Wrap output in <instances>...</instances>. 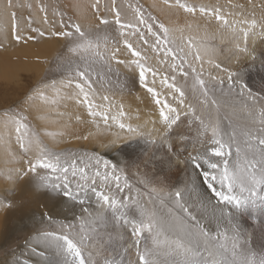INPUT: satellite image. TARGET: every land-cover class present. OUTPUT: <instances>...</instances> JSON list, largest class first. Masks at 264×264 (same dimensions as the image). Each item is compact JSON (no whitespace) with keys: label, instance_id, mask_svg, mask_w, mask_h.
Returning a JSON list of instances; mask_svg holds the SVG:
<instances>
[{"label":"rangeland","instance_id":"obj_1","mask_svg":"<svg viewBox=\"0 0 264 264\" xmlns=\"http://www.w3.org/2000/svg\"><path fill=\"white\" fill-rule=\"evenodd\" d=\"M81 1L82 3L79 4L78 2ZM245 1L249 4L253 2L251 4V10L256 8L259 13H257L258 11L252 12L251 10H246L243 6L239 5V8L241 9L240 14L246 13L247 16H249L248 18L242 17L241 20L237 15V18L231 20L230 26L229 23L225 24L223 20H217V25L218 27L220 26L219 29L223 32L226 31L228 34L233 32V35L235 36L238 32L239 34H237L238 36H235V39H241V42H243L241 47L243 48L246 46L247 49L248 45L247 43L245 45L244 36L241 34V31L243 29V33L248 32L247 42L253 40V43L251 42L252 45L257 43V46L260 48L256 47L258 50L256 53L260 56L259 58L264 61V13L262 12V10L264 11V6L261 5L264 1ZM180 3L188 6H195L197 10L195 13H189L185 11L184 8H181L176 3V0H167V2L166 0H11L10 7L8 6V0H0V60L1 62L4 60V63L6 59L9 60V63L7 61V64H5L7 66V71L6 69H3V64L0 62L2 65H0L1 169L3 170V167L5 168L3 162H8L12 165L15 164V166H17L16 170L26 168L27 165L25 161L28 156L34 157L37 152V148L33 145L27 156H25L19 143H17L15 126L9 124L5 127L3 113L11 110L26 116V123L29 125L30 134L35 133L43 145L48 149L61 154L62 159L68 154L74 153L78 166H83L80 164V160H83L85 164L90 165L87 169L89 176L94 177L95 172L99 170L101 177H95V187L98 191H102L105 195H108L110 198L117 201L118 210L115 211V216L123 215L124 218L128 220H138L140 210L148 209L150 211H155L157 216L161 219L167 220L168 208L174 207V205L172 204L171 198L166 194L174 193L179 189L182 191L184 199L185 197H192L194 199V197L197 196L195 183H198L199 186L203 187L204 190L214 198L213 201L217 203L218 198L213 196L211 190L207 188V185L203 182L202 178H196L195 183H193L191 167L180 161L184 160L189 152L195 154L197 151L203 152L206 148L214 146L210 143L212 138L211 126L217 123L224 139H227L228 135L233 131L236 132L237 141L232 144L231 147L232 156L229 157L230 163L234 164L236 161L237 146L241 149V161H243L245 155H247L249 160L252 159L251 153L248 152L245 145L246 138L241 133L244 129H255L260 127L258 112L260 109L264 108V102L258 103L254 107L252 106L251 101L247 102L249 108L253 111V116L250 117L248 114L249 109H245L243 106L245 102L244 98L240 97L238 93L241 86L244 85L246 86V90H250L258 100L261 97H264V69H262L261 73L263 76L255 72L247 74L244 72L245 75H242L238 69L227 67L221 60H209L203 56L206 55L204 54L206 52L205 45H208V42L205 39L202 41L201 38L203 37L196 35L195 30L198 28L199 22L194 21L188 24H185V22L187 18L194 17L193 19H197V17H205L208 26L212 17L215 19V16L207 11L201 13L199 8L200 6H203L206 9H213V6H210V2H203V0H180ZM220 4L224 9H222V12L226 14L230 13L231 6H235V3L228 2ZM257 4L260 5V7ZM77 7H79L78 10H76ZM136 7L143 9L145 20L147 23L153 24L154 32L158 31L157 24L163 23L170 30L169 36L174 43L168 45L161 44L159 46L160 50L157 52L154 51L152 47L155 44L156 37L147 33L146 24H138L137 27L141 32L145 33V39L148 41L147 44H145L144 41L139 40L138 36L131 35L132 29L120 28L115 24L117 11L120 13V19L122 22L136 24V13L134 11ZM80 8H85L86 10L81 11ZM172 8L175 9V11H173ZM12 12L15 13L14 20L10 15ZM149 16L155 17V20H149ZM224 17H226L224 19L228 21L227 15H224ZM101 18L109 20L110 23L108 25L101 24ZM233 20H235L236 23H234ZM253 21H255V24L252 23ZM238 22L241 23L239 24ZM73 23L80 24L82 30L86 32H93L94 34H92L91 38L94 42L99 44V48L94 49L91 53L84 52L83 54L75 55L69 53L65 37L52 35V33L73 30L71 28ZM13 24L17 26V31L23 39L19 41L15 39V34L13 33L12 28ZM88 26L95 27V29L92 30V28H88ZM190 27L192 28V31L189 30ZM121 32H123L124 35H121ZM40 33H43V35H40ZM29 36L33 37V39H27ZM99 37L101 38L98 39ZM249 38L250 40H248ZM61 39H63V41ZM50 40H54L52 44L53 53L51 54L53 57L51 59L48 58V54L43 53L42 51L44 46L42 43H52ZM60 40L64 43L60 42ZM125 41L132 44L131 50L126 47ZM61 43L65 47H62ZM189 44L192 45L191 48L189 47ZM26 47L28 48V51ZM165 48H172L177 58L173 60L171 54L166 56L164 51ZM181 49H183V51H181ZM133 50L140 52V57L134 56L132 54ZM96 52H99L100 55L97 56ZM197 52H199V55L201 56L200 60L195 59ZM24 54H26V56ZM42 55L45 56L42 58ZM252 56L254 55L252 54ZM91 57H94L92 61H90L92 59ZM180 57H185L188 61V63L183 64L184 71L188 72L187 77L183 76L179 71H174L172 68L173 63L177 66L181 64ZM27 58H30L29 60H33L34 62L26 63L28 62ZM35 61H37L36 65L39 63L41 65L43 64V72L40 74L41 81L34 76L37 75V70L33 67ZM69 61H71V66L69 65ZM133 61H139L146 69H152V72H145L144 84H141L139 79L140 69L135 63H133ZM106 62L107 64L104 66L103 64ZM189 64L196 69L197 73H202L201 79L205 81V87L208 89L209 93V103L207 107L201 103V100L204 99L201 92L199 90L193 92L192 84L194 74L191 72ZM217 64L220 65V67H216ZM117 67V70L119 71H116ZM262 67L264 68V62ZM77 68L86 73L83 80L76 76ZM111 72L113 77L111 76ZM113 72L115 73L113 74ZM153 72H155L156 75H153ZM230 72L238 74L233 75L232 81H229L228 78ZM1 73L5 75H1ZM16 73L17 75H15ZM20 76L21 79L19 78ZM31 76H34L36 79ZM173 76L176 77L175 81L172 80ZM165 77H167L168 83H175L177 87H180L183 90L184 97L181 98L179 93H176L173 89L169 88L167 84L162 83ZM54 80H57V82ZM69 80L72 81L71 84L68 83ZM220 81H223V84H221ZM53 82H55L54 85ZM18 83L21 85L26 84L27 92L20 88H13L15 85H18ZM77 83L84 84L85 91L88 93V103L83 102L84 97L76 87ZM230 84L232 87L229 86ZM50 86L52 89L55 87V92ZM149 87L155 90L157 93L156 97H153V94L147 91V88ZM36 89H39L43 95H35L34 98L33 92ZM137 92H141L147 100L142 96L136 97ZM56 94L60 97L61 103H56ZM28 96H31L32 98L29 99ZM65 96L67 98H65ZM27 97L29 107L26 103L23 104V101H26ZM105 97H107V99H105ZM41 98L43 103L40 101ZM156 99L161 100L160 105L155 103ZM181 99H183V104H180ZM211 99L216 100L218 107L211 104ZM153 102L154 107L151 105ZM164 102H167L171 107L176 108L179 113L180 118L178 125L173 126L171 129L165 127V123L160 117V108L163 106ZM89 103L92 105V111L98 113L96 116L89 114ZM34 104H38L41 108L48 107L49 105V111L51 113L49 111L45 113L47 115L49 114V117L47 116L48 118L52 119L59 117V119H63L64 122V119H66L67 122L69 120L71 122L80 120L78 121L79 127L82 123L84 126L86 121L90 123L91 126L94 124L95 127H98L96 128L97 131L100 129L98 133H110L111 127L114 128V125L118 132L124 131V129L118 127L119 123L126 125L125 130L127 129V126H131L136 129V132L131 133L126 130L125 133L129 134V138L125 142H119L115 147L116 149L113 148L115 151L112 150L111 152L109 151L110 146H112L111 142H103L102 144H105L106 146L102 145L104 146L102 150L96 149L95 147L74 144L73 140L80 141V134L78 135L79 137L75 135V139H72V137L65 138L61 136V133L63 132L49 131L48 133L50 134V137L52 135L55 139L52 137L46 139L44 137L45 132L41 131V128H38L35 124L33 115H31L32 113L28 112L30 105ZM143 104H145V106H148L149 104L151 105H149V109L150 107L152 108L149 110L150 114L147 113L148 111L143 112L147 116H141ZM189 105L195 110V114H193L192 111H189ZM126 106L131 108H127ZM67 108H70V114H68L69 111H67ZM165 112L170 117L175 116V113H168L167 109H165ZM104 116H107L108 118L107 123H105ZM196 116H199L200 120H197L195 118ZM254 118L256 119V123H253ZM201 120L204 121L203 125L201 124ZM69 123L70 122H68V124ZM205 126H208L207 131H205ZM80 128H82V126ZM169 132L171 134H169ZM85 133L88 135V132ZM253 143L256 142L253 141ZM170 145L173 146L171 150H169ZM112 153H115V155H112ZM97 159H100L99 165L96 164ZM214 159L219 160L220 158ZM104 160L109 161V166L107 168L104 167ZM112 165H115V173L112 171ZM256 167H260L259 163H257ZM105 173L109 174V178L106 181L102 179ZM113 175L118 176L119 180L117 181L113 179ZM76 179H79V174ZM6 180L7 179L0 174V199H4L5 197L10 200L15 199L11 198L12 195L5 191L6 188L10 189L13 186L10 181ZM69 180H73L71 173H69ZM117 183L120 185L119 189L116 187ZM7 184H12V186H7ZM214 186L217 190L227 192L226 188L220 189L219 184H214ZM92 187L93 185H91L89 181L88 187L80 193V198L84 200L85 208L89 207L93 210V214L89 216L92 217L91 222L88 218V215L91 212H88V215L84 216V218H88L85 220L74 215V213H71L69 214L72 217L71 220L67 218L60 222L55 221V218L50 215L53 218L52 223H41V218L40 221H38L40 231H51L53 228L61 230V225H68L69 223L75 225L76 231H80L81 229L77 227H95L94 230H96L98 229L97 227L102 225L106 220L108 222L107 227L115 229L118 238L110 239L107 236H104L101 239H89L85 236V242L88 244H103V242L109 244L106 248H99V253L94 254L95 257L94 255L91 257V262L93 264H138V252L142 253L145 248L153 247L154 233H149L145 230L139 237L132 235L130 226H123L122 220L118 222L114 218V209L107 204H103L102 201H98L97 197L91 191ZM153 189L156 191H153ZM24 191L27 192L26 189ZM233 194L242 196L248 195L246 192L241 194L239 189L234 190ZM261 195H264V192H261ZM29 196H31V193L27 192V195L24 197ZM162 199L164 201L163 204L161 203ZM15 200L20 202V199ZM183 202L186 203L185 200ZM186 204L191 205L190 203ZM221 204L223 205V203ZM224 205L233 208V205ZM189 210L192 211L191 208ZM234 210L237 211L236 209ZM4 211L5 210H0V214L2 215ZM249 211L251 212V215H249ZM249 211L244 212L241 216L245 217L246 221L261 226H257L259 235L258 241L254 240V242L248 244V246H245L242 239H239L238 242L246 248L249 253L255 254L254 258L258 264L259 260L264 257V207H261L259 201H257V204L254 207L250 206ZM30 212L38 214L39 217H42V214L45 212L50 214L49 210L43 207V204H37L33 208H30ZM226 212L228 213V210H226ZM38 215L36 216V219ZM96 217H103L105 219L103 222L96 221L93 219ZM88 220L92 224L87 223ZM205 229L208 230L207 228ZM52 231L54 232V230ZM208 231L213 236L224 234V231H219V229ZM225 233H227L229 237L233 236L229 232ZM106 234L110 235V232L106 231ZM15 236L17 235H14L11 240L12 242L9 243L11 246L6 245L5 247H0V264H4L7 261L6 259L11 256V253H14L17 255L16 258H19L21 254L19 246L21 244H26V237L30 235H24L21 238L14 239ZM165 236H167L169 240L175 239L174 235L165 231V233L160 236L162 242L164 241ZM240 236L245 238L241 231ZM120 240V244L116 243ZM228 243L230 246L231 241ZM83 251L85 255V250L83 249ZM56 256L58 257V254H56ZM56 256L54 258H52L53 256H48L51 260V264H63V260L60 261L56 259ZM85 256L86 258H89V255ZM157 259L160 264H173V261H179L181 257L161 254ZM23 262H27L26 264H36L35 262L31 263L29 259H25Z\"/></svg>","mask_w":264,"mask_h":264},{"label":"snow or ice","instance_id":"obj_2","mask_svg":"<svg viewBox=\"0 0 264 264\" xmlns=\"http://www.w3.org/2000/svg\"><path fill=\"white\" fill-rule=\"evenodd\" d=\"M167 2V0H166ZM176 3L184 8L185 11L189 13H195V6H188L186 4H181L180 0H176ZM8 6H11V0H8ZM95 7V5H94ZM136 13V24L131 22L124 23L120 19L119 11L116 12L115 24L120 28H130L132 29L131 35L138 36L139 40L144 41L145 44L148 41L145 39V33L141 32L137 25L147 26V33L153 37H156L155 44L152 46L154 51L159 52L160 45H168L174 43L170 39V30L163 24H157V32L153 31V24L147 23L143 15V9L136 7L134 9ZM199 11L201 13L209 12L215 16L216 20H223L225 24L228 23L220 14V9H206L200 6ZM13 20L15 19V13H10ZM46 19V17H45ZM149 20H155V17H148ZM100 23L103 25H108L110 23L107 19H100ZM255 24V21L252 22ZM13 33L15 34L16 40H21L23 37L18 33L17 26L13 24ZM73 30L53 32L52 35L65 37L68 48V52L75 54H83L84 52L91 53L94 49L99 48V44L94 42L91 38L92 34L82 30V27L78 23H73L71 25ZM162 34V35H161ZM43 35V33H40ZM121 35H124L121 32ZM245 45L247 43L248 32L243 33ZM27 39H33L29 36ZM126 47L132 49V44L125 41ZM191 48L192 45L189 44ZM237 49L241 52H246L247 47L241 48L239 44L236 45ZM165 55H172L173 60L177 57L172 48H165ZM183 51V49H181ZM132 54L134 56L140 57V52L133 50ZM99 56L100 53L96 52ZM181 64L177 66L175 63L172 64L174 71H179L183 76L187 77L188 72L184 71L183 64L188 63L185 57H180ZM196 60H200L201 56L197 52L195 56ZM140 69L139 79L141 84L145 81V72H152L151 68H145L144 65L140 64L139 61H133ZM71 66V61H69ZM220 67V65H216ZM189 68L193 75V92L199 90L204 97L201 103L207 107L209 103V93L208 89L205 87V81L201 79L202 73H197L196 69L189 64ZM86 73L77 68L76 76L81 78L85 77ZM153 75H156L153 72ZM233 75H238L234 73H229V81H232ZM176 77L173 76L172 80L175 81ZM72 83L71 80L68 82ZM162 83L167 84V86L173 89L179 96L184 97V92L180 87H177L175 83H168L167 77H165ZM223 84V81H220ZM55 82H53V85ZM232 87V85H229ZM76 87L83 94V102L88 103V93L85 91L83 83H77ZM146 87V85H145ZM149 93L153 94V97L157 96V93L153 88H147ZM33 95H43L39 89L34 90ZM238 95L244 98V108L249 109V116H253V111L249 108L248 101L252 102L254 107L256 104L264 102V97L259 100L253 95L250 90H246V86L242 85ZM32 97L30 96L29 99ZM107 99V97H105ZM155 103L157 105L161 104L160 99H156ZM180 104H183V99L180 100ZM211 104L218 107L215 99H211ZM89 114L96 116L98 113L92 111V105L89 103ZM165 109L168 113H175V116L170 117L166 114ZM189 111L195 114V110L189 105ZM122 114V113H121ZM4 124L7 127L9 124L15 126V132L17 134V143H19L20 148L23 150V154L27 156L29 151L32 149L33 145L37 148L36 155L28 156L25 163L26 168L17 169L14 176L9 175L7 179L13 184L11 189H5L13 197H15L18 189L21 191V203H17L15 199H0V210H13L15 208L23 207V198L30 192L32 195L42 194L48 196L50 199L59 198L65 203L71 201L73 204H84V200L80 198V193L86 189L89 185V181L93 187L91 191L97 197L98 201H102L103 204H107L109 207L114 209V218L119 222L123 221V226H130L131 234L139 237L145 230L149 233H154L153 247L145 248V250L140 253L138 252V264H160L157 257L161 254L164 255H175L181 257L179 261H173V264H257L255 260V254L249 253L242 245L239 244V226H236V234L229 237L227 233L213 236L208 230H206L201 221L194 215L189 209L191 205L186 204L184 197L182 196V191L177 189L174 193H167L166 195L171 198L174 207L168 208V219L163 220L157 216L155 211H150L148 209H141L139 214V219L128 220L124 218L123 215L115 216V211L117 209V201L105 195L102 191H98L95 187L96 179L95 177H101V173L97 170L93 176H89L87 169L90 165L85 164L83 160H80V164L83 166H78L75 154H68L64 159H62L61 154L56 153L48 149L45 145L41 143L39 137L35 133L30 134L29 125L26 123L27 117L16 113L14 111H5L3 113ZM160 117L165 123L167 129L177 126L179 122V113L176 108L171 107L167 102L163 103L160 108ZM259 117V128H248L242 130V135L246 138L245 145L249 153H251L252 159L249 160L247 155H245L243 161H241V149L239 146L236 147V161L235 163H230L229 157L232 156L231 147L232 144L236 143L237 136L236 132L233 131L228 135L227 139H224L221 135V131L218 123L211 126L212 138L210 143L214 145L213 147L206 148L205 151H197L195 154L189 152L188 155L181 160V163H185L192 169V180L195 183L196 178H202L203 182L207 185V188L211 190L214 197H217V205L223 203L226 205H233L240 214L249 211L250 206L254 207L259 201L261 207H264V108L260 109L258 112ZM200 120L199 116L195 117ZM107 116H104L105 123H107ZM253 123H256V119H253ZM201 124L204 121L201 120ZM120 129H125L126 125L119 124ZM208 130V126H205V131ZM127 131L136 132V129L131 126H127ZM169 134H171L169 132ZM255 141L256 143H253ZM115 143V141H113ZM172 145L169 146V150L172 149ZM258 157V160H257ZM214 158H220L215 160ZM259 163L260 167L257 168L256 165ZM96 164H100V159L96 160ZM104 167L109 166V161H103ZM115 165H112V171L115 173ZM69 173L73 180H69ZM54 174V175H51ZM79 174V179L77 175ZM109 174L105 173L102 177L103 180H108ZM113 179L119 180L118 176H112ZM62 181V182H61ZM23 184V189L20 188ZM214 184H219L220 189H227V192L223 190H217ZM119 189V183L116 184ZM27 190L25 192L24 190ZM239 189V192L248 193L247 196L233 194L234 190ZM259 189V191H258ZM153 191H156L153 189ZM159 195V194H158ZM163 204V199L161 200ZM200 207H206V204L201 200ZM82 212L88 213L87 208H82ZM221 217L225 215L223 209L220 212ZM228 221L231 223L235 217L231 212L228 214ZM249 215L251 212L249 211ZM91 216V213H89ZM96 221H103L105 218L96 217L93 218ZM41 223L48 222L52 223L53 218L47 213H43L41 217ZM62 231L59 233L53 231H37L32 240L35 244L31 247V251L39 256H45V251L40 247L42 244L47 248H52L56 251L59 256H62L63 264H91V261L84 255L85 247V237L74 234L75 225H61ZM165 231L171 233L175 236V239L169 240L165 236L164 241L160 240V236L165 233ZM229 241L231 244L229 246ZM16 264H20L19 261ZM44 264H51V262L45 260ZM258 264H264V257H262Z\"/></svg>","mask_w":264,"mask_h":264},{"label":"bare ground","instance_id":"obj_3","mask_svg":"<svg viewBox=\"0 0 264 264\" xmlns=\"http://www.w3.org/2000/svg\"><path fill=\"white\" fill-rule=\"evenodd\" d=\"M66 1V0H65ZM74 1V0H73ZM255 1H258V0H255ZM264 1V0H263ZM262 1V2H263ZM69 2V1H68ZM77 2V1H76ZM75 2V3H76ZM87 2V1H86ZM203 2H210V6L212 7L213 6V9L215 8H218L220 9V12L219 14L223 17V18H226L224 17V15L228 17V23H229V26L231 24V20L233 18H239L242 20V17H246L248 18L249 16H247L246 13H242L240 14V8H239V5L240 6H243L246 10H251L252 6L251 4H249L248 2H246L245 0H203ZM223 2H228V3H235V6H231L230 7V15L229 14H226L224 12H222V6H220L221 4L220 3H223ZM250 2V1H249ZM79 4L82 3L81 2H78ZM256 3V2H255ZM258 3V2H257ZM259 4V3H258ZM257 4V5H258ZM83 5V4H81ZM80 5V7H81ZM203 5V4H202ZM229 5V4H228ZM256 5V6H257ZM262 6H264V2L263 4L261 3ZM75 6V5H74ZM78 6V5H76ZM260 7V5H258ZM79 7L76 8V10H78ZM81 9V8H80ZM260 9V8H258ZM262 9V7H261ZM83 10H86L85 8L84 9H81V11ZM173 11H175V9L172 8ZM224 10V9H223ZM90 11V10H88ZM179 11V10H178ZM252 12L254 11H258L256 8H254V10H251ZM227 12V11H226ZM246 12V11H245ZM262 12L264 13V11L262 10ZM85 13V12H84ZM248 13V12H247ZM251 13V12H250ZM259 13V11L257 12ZM253 14V13H252ZM229 15V16H228ZM238 15V16H237ZM251 15V14H250ZM260 15V14H259ZM196 16V15H195ZM237 16V17H236ZM193 17V16H192ZM92 18V17H91ZM194 18V17H193ZM193 18H187L185 24H188V23H192V22H196L198 21L199 22V25H198V28H196L195 32H196V35L198 36H201L203 38H201V40L203 41V39H205L207 42H208V45H205V49H206V52L204 54L206 55H203L205 56L207 59H211V60H214V59H218V60H221L224 62V65H226L227 67H233V68H236L240 71V73L243 75L244 72L247 74V73H250V72H255V73H258L260 75H262V69H264L262 67L263 65V62L262 59H260L259 55H257V48H260L259 46H257V43H254L255 45H252L251 42L253 43V40H250V38L248 40H250L249 42H247V45H248V49L246 52L244 53H241V51H239L237 48H236V45L239 44L240 47L241 45L243 44V42H241V39L240 40H237L235 39V36H238L237 34H239L237 32V34L234 36L233 32H230L229 34L225 31L223 32L221 29H219L218 25H217V20L212 19L210 20V24L207 26L206 24V19L205 17H197V19H193ZM87 20V19H85ZM237 20V19H235ZM234 21V23H236ZM239 23V22H238ZM241 23V22H240ZM239 23V24H240ZM252 24V23H251ZM50 25V23H49ZM197 25V24H196ZM242 25V24H241ZM86 26V25H85ZM194 26V25H193ZM238 26V25H237ZM103 27V26H102ZM232 27V25H231ZM242 27V26H241ZM86 28V27H85ZM88 28H92L95 29V27H90L88 26ZM97 28V27H96ZM101 28V27H100ZM51 29V28H50ZM109 29V28H108ZM48 30V29H47ZM112 30V29H111ZM190 31H192V28L190 27L189 29ZM260 31V30H259ZM89 32V31H88ZM243 34V29L241 31ZM37 33V32H36ZM91 34H94L93 32H90ZM97 36V35H96ZM95 36V37H96ZM240 36V35H239ZM101 37H99L98 39H100ZM259 38V37H258ZM200 39V38H199ZM197 39V40H199ZM252 39V38H251ZM254 39V38H253ZM63 41V39H61ZM60 40V42H62ZM196 40V39H195ZM56 41V40H55ZM59 41V40H58ZM49 42V41H47ZM50 42L52 43H42L44 46L42 48V51L43 53H46L48 54V58H52L53 56L51 55L53 53V42L54 40H50ZM64 42H65V39H64ZM62 42V43H64ZM205 42V41H204ZM10 43V42H9ZM61 43V45H62ZM39 45V44H38ZM28 46V45H27ZM35 46V45H34ZM64 45H62L63 47ZM33 47V46H32ZM61 47V46H60ZM65 47V46H64ZM27 48V47H26ZM38 48V47H37ZM57 48V47H56ZM242 48V47H241ZM24 49V47H23ZM32 50V48H31ZM25 51V49H24ZM27 51H28V48H27ZM200 52V51H199ZM41 53V51H40ZM252 54L254 56H252ZM26 56V54H24ZM34 55V54H33ZM23 56V54H22ZM20 56V57H22ZM24 56V57H25ZM31 56V55H30ZM43 56L45 55H42L41 57L43 58ZM51 56V57H50ZM92 56V55H91ZM258 56V57H256ZM29 57V56H28ZM95 57V56H94ZM93 57V58H94ZM23 58V57H22ZM31 58V57H30ZM29 58V59H30ZM37 58V57H36ZM92 58V57H91ZM93 58L90 60L92 61ZM205 58V59H206ZM6 59V58H5ZM28 58V62L26 63H31L32 61H30ZM26 60V61H27ZM97 60V59H96ZM101 60V59H100ZM4 60H2L3 62ZM7 61L9 63V60L6 59L5 60V63L1 62V64H3V69H6L7 66L5 64H7ZM30 61V62H29ZM47 61V60H46ZM53 61V59H52ZM89 61V60H88ZM102 61V60H101ZM105 61V60H103ZM208 61V60H207ZM215 61V60H214ZM24 62V61H23ZM22 62V63H23ZM34 62V61H33ZM32 62V63H33ZM86 62V61H85ZM37 61H35V64H34V69L36 68L37 70V75H34L37 79L39 78V80L41 81V77H40V74L43 72L42 68H43V64L41 65L40 63L37 64ZM87 63V62H86ZM101 63V62H100ZM0 64V65H1ZM48 64V63H46ZM106 63H104L103 65L105 66ZM111 64V63H110ZM247 64V65H245ZM6 67H5V66ZM33 65V64H32ZM99 65V64H97ZM2 66V65H1ZM103 66V67H104ZM109 66V64H108ZM111 66V65H110ZM5 67V68H4ZM45 67V66H44ZM97 67V66H96ZM107 67V65H106ZM1 68V67H0ZM120 68V67H119ZM100 69H103V68H100ZM111 69V67H110ZM118 67L116 68V71H119L117 70ZM236 69H235V72H236ZM1 70V69H0ZM9 70V69H8ZM96 70V69H95ZM99 70V68H98ZM108 70V69H107ZM231 70V69H230ZM7 71V69H6ZM45 71V69H44ZM264 71V70H263ZM10 72V71H8ZM121 72V71H120ZM115 72H113L114 74ZM122 74V72H121ZM1 75H5V74H2ZM17 75V73L15 74ZM14 75V76H15ZM47 75V74H46ZM245 75V74H244ZM18 76H19V73H18ZM33 76V77H34ZM111 76H112V72H111ZM263 76V75H262ZM17 77V76H16ZM32 77V76H31ZM32 77V78H33ZM34 77V78H35ZM49 77V76H48ZM113 77V76H112ZM259 77V76H258ZM21 79V76L19 77ZM35 78V79H36ZM51 78V77H50ZM54 78V77H53ZM69 78V77H68ZM43 79V78H42ZM13 80V79H12ZM15 81V79H14ZM55 81V80H54ZM261 81V80H260ZM17 82V81H16ZM57 82V80L55 81ZM121 82V81H120ZM20 83V82H19ZM18 85H15L13 88H20L21 90H26L27 92V88H26V84L25 87L24 85H21L19 84ZM42 83V82H41ZM47 83V82H46ZM44 84V82H43ZM58 84V83H57ZM60 84V83H59ZM47 85V84H46ZM132 85V84H130ZM31 86V85H30ZM130 87V86H129ZM134 87V86H133ZM12 88V89H13ZM42 88V87H41ZM40 88V89H41ZM51 88V86H50ZM58 88V87H57ZM45 89V88H44ZM52 89V88H51ZM55 87L52 89L54 92H55ZM59 89V88H58ZM46 90V89H45ZM57 90V89H56ZM60 90V89H59ZM23 91V92H24ZM59 92V91H58ZM60 93V92H59ZM55 94V93H54ZM130 94V93H129ZM31 95V94H30ZM54 96V95H53ZM138 96H143V94L141 92H137L136 94V97ZM30 97V96H28ZM28 97L26 99V101L24 100L23 101V104L26 103V105L29 107L28 105ZM44 97V96H43ZM49 97V96H47ZM55 100H56V103H61V100H60V97L55 96ZM63 97V96H62ZM61 97V98H62ZM34 98H35V95H34ZM65 98H67L65 96ZM64 98V99H65ZM145 98V97H144ZM63 99V101H64ZM140 99V98H138ZM146 99V98H145ZM34 100V99H33ZM48 100V99H47ZM67 100V99H66ZM133 100V99H132ZM137 100V99H136ZM147 100V99H146ZM35 101V100H34ZM37 101V100H36ZM42 103H43V100L41 98ZM131 101V100H130ZM144 101V100H143ZM142 101V102H143ZM30 102V101H29ZM123 102V101H122ZM35 103V102H34ZM44 103H47V102H44ZM54 103V102H53ZM137 103V102H136ZM46 105V104H44ZM74 105V104H73ZM139 105V104H138ZM150 105V104H149ZM149 105L148 106H145V104H143V109H141V116H147L146 114H144L143 112H146L148 111L147 113H149V110L152 109L150 107L149 109ZM153 105L154 107V102L151 104ZM150 105V106H151ZM67 107V106H66ZM65 107V108H66ZM127 108L129 106H126ZM76 108V107H75ZM74 108V109H75ZM131 108V107H129ZM139 108V107H138ZM49 105L48 107H44V108H41L39 107V105H30V109L28 110L29 113H32L31 115H33L34 117V121H35V124L38 126V128H41V131H44L45 132V135L44 137L46 139H50L51 137L53 139H55L52 135L50 137V134L48 133L49 131L50 132H55V131H60V132H63L61 133V136L65 137V138H71L72 139H75V137H79L78 135L80 134L82 136V139H81V136H80V141H74V144H79V145H82V146H88V147H95L96 149H100L102 150V148H104V146L102 145H105V144H102L103 142L106 143V142H111L112 143V146H110V149L109 151L111 152L113 150V148H115L119 142H125L128 138H129V134H126L125 130L124 131H121V132H118L117 128L115 127V125L113 126L114 128L111 127V132L109 133H105L102 132V133H98L99 130L97 131L96 128L98 127H95V125L93 124V126H91L90 123L86 122L85 121V125L83 126V123L81 125V123L79 122V124L82 126V128H80L78 126V121L80 120H77V121H73L71 122L69 119L68 122H70L68 124V122L65 120V122L63 121V119H59V117H55V118H48L49 114H45L46 112L49 111ZM53 109V108H52ZM60 109V108H59ZM81 109V108H80ZM55 110V109H54ZM62 110V109H61ZM135 110V109H134ZM67 111H69L68 114L71 113L70 111V108H67ZM79 111V110H78ZM50 112V111H49ZM51 113V112H50ZM55 113V112H54ZM74 113V112H73ZM53 114V113H52ZM150 114V113H149ZM155 114V113H154ZM48 116V117H47ZM76 116V115H74ZM77 117V116H76ZM84 117V116H83ZM63 118V117H61ZM69 118V117H67ZM71 118V117H70ZM75 118V117H74ZM73 118V119H74ZM154 118V117H153ZM76 119V118H75ZM85 119V118H84ZM144 119V117H143ZM147 119V118H146ZM86 120V119H85ZM135 120V119H134ZM149 121V120H148ZM147 121V122H148ZM77 122V123H76ZM81 122H84V121H81ZM91 122V121H90ZM76 123V125H75ZM151 123V122H149ZM117 124V123H116ZM121 124V123H119ZM4 125V124H3ZM118 125V124H117ZM112 126V125H111ZM4 127V126H3ZM6 127V126H5ZM119 127V125H118ZM3 131V130H2ZM85 132H88V135L85 133ZM223 132V131H222ZM225 132V131H224ZM132 133V132H131ZM76 135V136H75ZM57 136V135H56ZM77 139V138H76ZM133 139V138H132ZM61 141V140H60ZM71 141V140H70ZM113 141H115V143H113ZM3 143V141H2ZM5 143V142H4ZM110 143V144H111ZM5 145V144H4ZM106 146V145H105ZM116 149V148H115ZM115 151V150H113ZM111 154V153H110ZM115 155V153H112V155ZM4 155V154H3ZM9 155V153H8ZM1 158V157H0ZM16 158V157H15ZM5 159H6V156H5ZM9 159V158H8ZM12 159V157H11ZM12 162V161H11ZM3 164L5 165V168L3 167V170L1 169L2 166L0 165V174L4 176L5 179H7V177L9 175H13L15 174V171H16V167L15 164L12 165L11 163H4ZM2 164V165H3ZM3 165V166H4ZM8 180V179H7ZM6 180V181H7ZM9 181V180H8ZM12 186V184H7V186ZM4 186V185H3ZM13 187V186H12ZM23 184H21L20 188L23 189ZM195 187H196V190H197V196L194 197V199L192 197H185V201L186 203H190L191 204V212L197 216V218L201 221V224L204 226V228H207L208 230H218L219 231H224L225 232H229L231 233L232 235H235L236 234V226L238 225L239 226V239H242V242L245 243V246H248V244H252V242H254V240H257L258 241V238H259V235H258V231H257V226H260V225H257V224H254L252 222H248L246 221L245 217L241 216L240 213H238L237 211H235L233 208H230V207H227L225 206L224 204H219L217 205V203H215L213 200L214 198H212V196L204 190L203 187L199 186L198 183H195ZM11 189V188H10ZM199 191V192H198ZM11 198H15V199H20V202H17V203H21V200H22V197H21V191L20 189L17 190L16 192V195L15 197H11ZM201 200H203L206 204V207H203L201 208L200 207V204H201ZM218 200V199H217ZM17 201V200H16ZM23 207L22 208H15L13 210H8V211H4V213L1 215L0 214V247H5L6 245H10L9 244L10 242H12V238L14 237V235H17L15 236L14 239H17V238H21L23 237L24 235H30L27 238V242L26 244L24 245H20L19 248L21 250V254H20V257L19 258H16L17 255H15L14 253H11L10 257H8V259H6L7 261L4 263V264H13L17 261L20 262V264H26L27 262H23L25 259H29L31 261V263H36V264H44V261L47 260L49 262H51V260L48 258V256H53L52 258H54L56 256V251L52 248H47L46 246H44L43 244L40 246L46 253L45 256H39L35 253H33L31 251V247L35 244V241L32 240V237L35 236L36 232L37 231H40V226H38V221H40V218L38 214L34 213V212H30V208H33L35 205L37 204H43V207H45L47 210H49L51 216H53L55 218V221H62L63 219H67L69 218L71 220V216L69 214L71 213H74V215L80 217V218H83L84 220L85 219H88L90 220V222L92 221V217H89V215L85 212H82V208H85V204H73L71 201L65 203L63 200L59 199V198H56V199H50L48 196L46 195H42V194H36V195H32L29 196V197H24L23 198ZM89 205V204H88ZM91 207V206H90ZM95 207V206H94ZM89 212H91V214H93V210L92 208H89V207H86ZM221 209H223L225 215L223 217H221L220 215V212H221ZM226 210H228V213L231 212L232 215L235 217V219L229 223L228 221V213L226 212ZM103 211V210H102ZM103 213V212H102ZM38 215L37 219H36V216ZM87 216L88 215V218L84 216ZM74 217V216H73ZM73 220V219H72ZM88 220L87 223L89 224H92L90 223ZM78 221V220H77ZM103 222V221H102ZM71 224V223H69ZM75 224V223H74ZM77 224V222H76ZM107 224L108 222L105 220V222L100 225L99 227H97L98 229L94 230V228H87V227H77V228H81L80 231H76V229L74 230V234H78V238L79 236H87L89 239H101L102 237L104 236H107L108 238L110 239H116L118 238L117 234H116V230L115 229H112V228H108L107 227ZM50 225V224H48ZM44 227V226H43ZM46 227V226H45ZM261 227V226H260ZM49 230V229H48ZM54 230V232H61V230H58L57 228H53L51 229V231ZM106 231L107 232H110V235L109 234H106ZM240 231L243 232L244 234V237L245 238H242V236H240ZM248 233V234H247ZM88 241V240H87ZM262 242V241H261ZM264 242V241H263ZM116 243H121V240L116 242ZM109 244L107 242H103V244H100V243H97V244H93V243H86L85 242V255H89V260L91 261V257L96 254V253H99L100 249L99 248H106ZM251 246V245H250ZM30 247V248H29ZM262 248V247H261ZM246 249V248H245ZM249 249V248H248ZM19 254V253H18ZM9 255V254H8ZM57 257V256H56ZM95 257V255H94ZM60 261L63 260L62 256H59L56 258ZM54 261V260H53ZM93 261V260H92ZM55 262V261H54ZM53 262V263H54ZM57 262V261H56ZM59 262V261H58ZM95 262V261H94ZM55 264V263H54ZM91 264H93L91 262Z\"/></svg>","mask_w":264,"mask_h":264}]
</instances>
